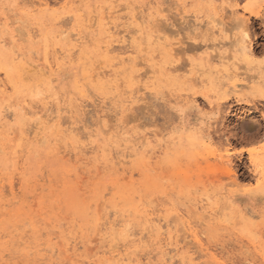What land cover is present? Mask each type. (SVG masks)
<instances>
[{"label":"rangeland","instance_id":"374dc122","mask_svg":"<svg viewBox=\"0 0 264 264\" xmlns=\"http://www.w3.org/2000/svg\"><path fill=\"white\" fill-rule=\"evenodd\" d=\"M33 1L0 0V264H264V0ZM152 22L185 53L150 44ZM244 31L250 51L228 45Z\"/></svg>","mask_w":264,"mask_h":264},{"label":"bare ground","instance_id":"6f19581e","mask_svg":"<svg viewBox=\"0 0 264 264\" xmlns=\"http://www.w3.org/2000/svg\"><path fill=\"white\" fill-rule=\"evenodd\" d=\"M71 0H68V2H70ZM21 2L23 3V5L25 6V5H29V6H31V7H34V1L33 0H21ZM20 2V3H21ZM122 9V8H121ZM226 9V8H225ZM36 10V9H35ZM158 10H159V8H158ZM236 10V9H235ZM136 12V11H135ZM236 12V11H235ZM116 12L115 11H113V8H111V10L110 11H108V19H114L115 17L113 16L114 14H115ZM139 16V15H138ZM67 17V16H66ZM105 17L106 16H104V17H102L101 18V20L103 21L104 19H105ZM120 17H121V15H120ZM71 18V17H70ZM107 18V17H106ZM130 18H131V20H132V22H136L137 20L139 21V18H137V16H136V14L134 15V14H132L131 16H130ZM211 18V17H210ZM116 19L118 20V17H116ZM115 19V20H116ZM121 19V18H120ZM123 19V18H122ZM126 20V19H125ZM157 20V19H156ZM156 20H154L155 22H157ZM109 21V20H108ZM119 22V21H118ZM131 22V23H132ZM140 22V21H139ZM155 22L153 23V26H152V24H151V26H149V28H151L152 27V30H150L149 29V31H151V32H149V37H150V44H155L156 46H160L161 47V49L165 52V54L166 55H169V56H178V55H180V54H184L185 53V51L184 50H178L177 48H176V46L178 45V43H171V42H169L168 40H167V38H166V35H164L165 34V32L166 31H163L164 32V34H163V32H162V28H159V27H157V24L155 25ZM214 22V21H213ZM63 23V22H62ZM111 24H112V26L111 27H113V28H116L117 26H118V23L117 22H115V21H111L110 22ZM141 23V22H140ZM150 23V22H149ZM213 24V23H212ZM243 24H245V22L243 21V22H238L237 24H236V28H243V27H241V26H243ZM140 25V24H139ZM142 25V24H141ZM140 25V26H141ZM149 25V24H148ZM223 23L222 22H220L219 23V25H218V23H216L215 25H211V28H210V30H214V29H216L217 31L216 32H219L220 34L221 33H223V29L222 28H224L223 27ZM66 27V26H65ZM209 27V26H208ZM207 28V27H206ZM109 30V29H108ZM225 30V29H224ZM137 31L139 32L140 31V29L138 28L137 29ZM242 31V30H241ZM63 32V31H62ZM114 33H115V31H113ZM112 32V33H113ZM133 32L134 31H132V34H133ZM136 32V31H135ZM225 32V31H224ZM122 33H124V35L119 39L118 38V40L116 39V42L117 43H119V44H121V45H123V47L125 48H127V49H130V52L132 53V52H134V46H132L131 45V43H129V41H130V39L133 37V35L131 34V32H129L128 31V29L125 27V28H123V30H122ZM211 33V32H210ZM243 33V34H242ZM242 33H240L241 35L240 36H238L237 38V40H234L233 42H231V41H229L228 42V45L229 46H238L239 48H240V50H242L243 52H245V50L247 51V50H249V40H247L248 39V36H247V34H246V32L244 31V32H242ZM134 34H136V33H134ZM147 34V33H146ZM167 34V33H166ZM215 34V33H214ZM224 34V33H223ZM75 35V34H74ZM208 35H209V33H208ZM211 35H212V33H211ZM215 35H217V34H215ZM222 35V34H221ZM35 36V35H34ZM113 36V35H112ZM214 36V35H213ZM216 37V36H215ZM220 37V36H219ZM222 37V36H221ZM72 38V37H71ZM214 38V37H213ZM72 39H74V38H72ZM78 39H81V37H79ZM228 40H229V38H227ZM232 39V38H231ZM236 39V38H235ZM207 40V39H206ZM220 40V39H219ZM1 42H3V41H1V37H0V44H1ZM226 42V41H225ZM251 42V41H250ZM224 43V42H223ZM142 44V43H141ZM215 44V43H214ZM2 45H4V44H2ZM223 45H225V43L223 44ZM208 46V45H207ZM219 46V43L217 44V47H212V48H214V49H210V52H208V53H206L205 54V59H207L208 61L210 60V59H212L214 56H219L218 58H222L223 57V52L220 50V48L221 47H218ZM5 47V46H4ZM113 47H115V46H113ZM123 47H121V48H123ZM178 47V46H177ZM180 47V46H179ZM194 47V46H193ZM120 48V47H119ZM120 48V49H121ZM123 48V49H124ZM145 48V47H144ZM144 48H143V50H144ZM208 48V47H207ZM233 48V47H232ZM126 49V50H127ZM196 49V48H195ZM197 50V49H196ZM239 50V51H240ZM117 51H118V49H117ZM122 51V50H121ZM120 51V52H121ZM236 51V50H235ZM238 51V52H239ZM250 51V50H249ZM192 52V51H191ZM121 53H123V52H121ZM125 53V52H124ZM130 53V54H131ZM74 54V53H73ZM133 54V53H132ZM248 54H250V53H248ZM17 57H15V58H13L12 60L13 61H15L16 63H17V65L16 66H18V69L20 68V72H23L24 74L25 73H30V72H35L37 69H38V65H35V63L34 62H31V61H27V60H23L22 59V57H19L18 55H16ZM41 56H42V54H41ZM39 57H40V55H39ZM127 57V56H126ZM156 57V56H155ZM180 57V56H179ZM225 57V56H224ZM223 57V58H224ZM227 57V56H226ZM229 57V56H228ZM46 58V57H45ZM129 58V60H131L132 62H134V60L133 59H130V56L128 57ZM127 58V59H128ZM154 58V57H153ZM42 59V58H41ZM143 59V58H142ZM204 59V58H203ZM224 59H226V58H224ZM124 60V58L123 59H120V62H122ZM126 60V59H125ZM174 60V59H173ZM180 60V59H179ZM143 61V60H142ZM176 61V60H175ZM202 61V60H201ZM47 62V59H45L44 60V63H46ZM120 62H118V63H120ZM123 62H125V61H123ZM160 62V61H159ZM207 62V61H206ZM34 63V64H33ZM50 63V62H49ZM231 63V62H230ZM14 64V63H13ZM51 64V63H50ZM133 64V63H132ZM140 64V63H139ZM141 64H143V63H141ZM232 64V63H231ZM192 65V64H191ZM223 65H225V63H223ZM15 66V65H14ZM108 66V65H107ZM140 66V65H139ZM187 66V65H186ZM185 66V67H186ZM229 67V66H228ZM9 68V67H8ZM15 68V67H14ZM145 68V67H144ZM149 68H150V71H147V72H151L152 74H154L157 70L155 69V67L152 65V64H150L149 65ZM181 68H183V66L181 67ZM241 68V67H240ZM244 68V67H243ZM242 68V69H243ZM129 69V68H128ZM218 69V68H217ZM220 69V68H219ZM230 69V68H229ZM232 69V72L234 73V74H240V72L238 73V67L236 66V67H232L231 68ZM17 70V69H16ZM15 70V71H16ZM41 70V69H40ZM161 70V69H160ZM116 71H118V70H116ZM127 71V70H126ZM146 70H144V72H145ZM170 71V70H169ZM175 71V70H174ZM194 71V70H193ZM205 71V70H204ZM164 72H165V70H164ZM172 72V71H171ZM15 73V72H14ZM142 73V72H141ZM158 73V72H157ZM163 73V72H162ZM166 73V72H165ZM96 74V73H95ZM115 74V72L113 71V73H112V75H114ZM156 74V73H155ZM243 74H244V72H243ZM22 75V74H21ZM41 75H43V72H42V74ZM166 75H167V73H166ZM17 76V75H16ZM94 76H98V77H100V78H103L104 76H105V72H101V73H97L96 75H94ZM117 76V75H116ZM148 76V75H147ZM238 76V75H237ZM121 77V76H120ZM141 77H144V76H141ZM149 77H151V76H149ZM25 78V77H24ZM24 78H21V79H24ZM147 78V77H146ZM114 79V78H113ZM142 79V78H141ZM15 80H16V78H15ZM26 80V79H25ZM99 80V79H98ZM115 80H116V78H115ZM125 80V79H124ZM154 80V79H153ZM95 81V80H94ZM18 82V81H17ZM124 82V81H123ZM116 83V82H115ZM19 83H17V85H18ZM22 85V84H21ZM19 87V86H18ZM118 88V87H117ZM148 88V86H145L144 87V89H147ZM114 89V88H113ZM5 90H7V86L5 85V84H2V83H0V98H2V97H5L4 96V93H5ZM7 92V91H6ZM27 94V93H26ZM38 94H40L39 92H36V95H38ZM35 95V96H36ZM41 95V94H40ZM6 98V97H5ZM10 98V97H9ZM43 98V97H42ZM121 98V97H120ZM208 98H209V95H208ZM143 99V98H142ZM46 100V99H45ZM26 102V101H25ZM44 103V102H43ZM106 104H107V102H106ZM8 106V105H7ZM19 106V105H18ZM10 107V106H9ZM4 108H5V106H4ZM21 111H24V106H20V107H18ZM39 108V107H38ZM68 109V108H67ZM25 110L27 111V113H30L31 115H33L35 118V125H37L38 126V129H40V130H42V128L43 127H45L44 126V121H46V122H48L47 124H49V118H48V116H46L47 118H45L44 120H42V114L41 115H39V114H37L38 113V110H35V111H32L31 110V108H27L26 109V107H25ZM39 110H40V108H39ZM6 111V110H5ZM52 111V110H51ZM68 111V110H67ZM71 112V111H70ZM10 114V113H9ZM5 115V114H4ZM8 115V114H7ZM44 115V114H43ZM52 119V118H51ZM51 121V120H50ZM69 123V122H68ZM32 124V123H31ZM99 124V123H98ZM63 125V124H62ZM17 128V127H16ZM30 128V127H29ZM72 128V127H71ZM31 129V128H30ZM30 129H28V130H30ZM37 129V128H36ZM27 130V131H28ZM32 131V130H31ZM107 132V131H106ZM38 134V133H37ZM36 134V135H37ZM29 135V134H28ZM81 138V137H80ZM121 142V141H120ZM68 144V143H67ZM139 147H140V149H142V151H143V153H145V157H148V162H150V160H153L152 158H153V156H155L156 154H158L157 152L159 151V153H160V149L162 148V144L161 143H159L158 141H155V140H150V138L148 137V136H142L141 137V141L139 142ZM81 149V148H80ZM59 150V149H58ZM105 150V149H104ZM108 153H109V151H107ZM113 153V152H112ZM100 156V155H99ZM108 156H110V154H108ZM64 157V156H63ZM97 158V157H96ZM114 158V157H113ZM114 160H115V158H114ZM119 160V159H118ZM121 160V159H120ZM159 160V159H158ZM123 163V162H122ZM117 164V163H116ZM11 165V164H10ZM9 165V166H10ZM1 182V181H0ZM13 184V183H12ZM11 185V184H10ZM6 186V185H5ZM14 187V186H13ZM12 187H10V189H11ZM13 189V188H12ZM12 191V190H11ZM100 205V204H99ZM96 206H98V204L96 205ZM200 207H202V206H200ZM98 208V207H97ZM192 208V207H191ZM198 208V207H197ZM195 210V209H194ZM97 211H99V210H97ZM191 211V210H190ZM196 211V210H195ZM198 211V210H197ZM199 211H201L200 209H199ZM204 210H202L201 212L202 213H204L203 212ZM206 211V210H205ZM210 212H211V210H209ZM215 211V210H214ZM200 213V212H199ZM201 213V214H202ZM205 213H207V212H205ZM98 214V213H97ZM185 215H187L188 216V211H186L185 213H184ZM193 214V213H192ZM130 215V214H129ZM140 215V214H139ZM191 215V214H190ZM189 215V216H190ZM208 216H206V218H208V221H201V223H200V221L199 220H197V221H199V223L198 224H194V226L196 225V226H201L202 225V223L205 225V227L207 228V227H209L210 225H211V222L214 220L213 218H212V214H207ZM137 216V215H136ZM198 216V215H197ZM99 217V216H98ZM127 217V216H126ZM200 217V216H199ZM175 218V217H174ZM202 218V217H201ZM173 219V218H172ZM204 219V218H203ZM99 221H102V220H100V219H98ZM118 220V219H117ZM209 220H211L210 222H209ZM119 221V220H118ZM148 221V220H147ZM154 221H155V219H154ZM176 221L177 222H180V227H182V229L183 228H187V230L189 231V233H190V236L192 237V239H193V241H195V243H197V244H199V245H201V239H200V236L201 235H203V233H204V230H201V231H196L195 229H194V227L191 225V223H189V222H187V221H184L183 220V216L182 217H180L179 215H176ZM126 222V221H125ZM195 222V221H194ZM193 222V223H194ZM116 223V222H115ZM174 223V222H173ZM195 223H197V222H195ZM117 224V223H116ZM178 226V225H177ZM102 228H103V226H102ZM113 228V227H112ZM29 229V228H28ZM114 229V228H113ZM163 229V228H162ZM181 229V228H180ZM181 229V230H182ZM210 229H211V227H210ZM96 230H98V229H96ZM101 230V229H100ZM54 231V230H53ZM53 231H51V232H53ZM99 231V230H98ZM112 231V230H111ZM206 231V230H205ZM50 232V231H49ZM115 232H117V231H115ZM42 233V232H41ZM48 233V232H47ZM55 233V232H54ZM101 233H102V231H101ZM110 233H112V232H110ZM49 235V234H48ZM52 235H54L53 233H52ZM114 236V235H113ZM23 238V237H22ZM95 238V237H94ZM144 238V237H143ZM114 243V242H113ZM59 244H60V242H59ZM77 245V244H76ZM19 246V245H18ZM101 247V246H100ZM71 248V247H70ZM90 248V247H89ZM120 248V247H119ZM119 248H117L116 246H115V244L113 245V247H111V249H109V255H111L112 257H114V256H116V255H119L120 254V251L118 250ZM123 248V247H122ZM125 248V247H124ZM134 248V247H133ZM138 248V247H137ZM88 249V248H87ZM88 250H90V249H88ZM133 250V249H132ZM135 250V249H134ZM123 251H124V249H123ZM126 251V250H125ZM124 251V252H125ZM108 252V251H107ZM127 253V252H126ZM206 254H209V256L211 257V258H214V253L213 252H211L208 248L206 249V252H205ZM127 254H124L123 256H126ZM123 256L122 255H119V257H118V260L119 261H121V260H123L124 258H123ZM127 259V258H126ZM117 260V261H118ZM213 260V259H212ZM214 260H216V259H214ZM80 261V260H79ZM181 261V260H180ZM126 263V262H125Z\"/></svg>","mask_w":264,"mask_h":264}]
</instances>
